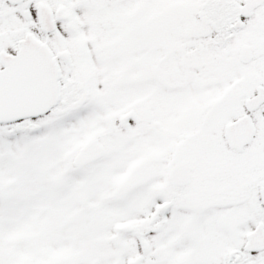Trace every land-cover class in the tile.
<instances>
[{"label":"snow or ice","instance_id":"1","mask_svg":"<svg viewBox=\"0 0 264 264\" xmlns=\"http://www.w3.org/2000/svg\"><path fill=\"white\" fill-rule=\"evenodd\" d=\"M0 264H264V0H0Z\"/></svg>","mask_w":264,"mask_h":264}]
</instances>
